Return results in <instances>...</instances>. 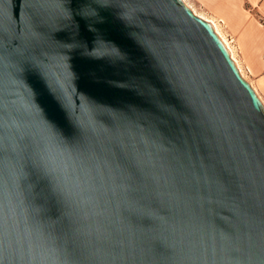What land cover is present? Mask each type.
I'll return each instance as SVG.
<instances>
[{
  "label": "water",
  "instance_id": "obj_1",
  "mask_svg": "<svg viewBox=\"0 0 264 264\" xmlns=\"http://www.w3.org/2000/svg\"><path fill=\"white\" fill-rule=\"evenodd\" d=\"M183 0H0V264H264V104Z\"/></svg>",
  "mask_w": 264,
  "mask_h": 264
},
{
  "label": "crops",
  "instance_id": "obj_2",
  "mask_svg": "<svg viewBox=\"0 0 264 264\" xmlns=\"http://www.w3.org/2000/svg\"><path fill=\"white\" fill-rule=\"evenodd\" d=\"M188 5L227 33L264 104V0H189Z\"/></svg>",
  "mask_w": 264,
  "mask_h": 264
},
{
  "label": "rangeland",
  "instance_id": "obj_3",
  "mask_svg": "<svg viewBox=\"0 0 264 264\" xmlns=\"http://www.w3.org/2000/svg\"><path fill=\"white\" fill-rule=\"evenodd\" d=\"M203 18V17H202ZM205 19V18H204ZM217 30L219 31V33L220 34H218L221 38H223V39H225V41L227 42V44H229V46L230 47H232V44L230 43V41H229V38H228V36H227V33L225 32V31H222L221 30V28L220 27H217ZM217 32V31H216ZM233 49V48H232ZM233 56H234V61L236 62V64L238 65V67L240 68V71H241V73H242V75H243V77L248 81V79H247V77H248V75H247V73H246V70H245V68H244V66L241 64V62H240V60L238 59V57H237V54H236V52H235V50L233 49ZM237 60V61H236Z\"/></svg>",
  "mask_w": 264,
  "mask_h": 264
},
{
  "label": "built area",
  "instance_id": "obj_4",
  "mask_svg": "<svg viewBox=\"0 0 264 264\" xmlns=\"http://www.w3.org/2000/svg\"><path fill=\"white\" fill-rule=\"evenodd\" d=\"M186 4H188V1L189 0H183ZM212 23V22H211ZM213 24V23H212ZM214 25V24H213ZM214 27H215V25H214ZM215 30H216V27H215ZM228 46H227V48L229 49V51L231 52V56H232V50H231V48H230V46H229V44H227Z\"/></svg>",
  "mask_w": 264,
  "mask_h": 264
},
{
  "label": "bare ground",
  "instance_id": "obj_5",
  "mask_svg": "<svg viewBox=\"0 0 264 264\" xmlns=\"http://www.w3.org/2000/svg\"><path fill=\"white\" fill-rule=\"evenodd\" d=\"M216 31H217L218 34H220L219 31L217 30V28H216ZM220 36H221V35H220ZM221 37H222V36H221ZM222 39H223V38H222ZM224 40H225V39H224ZM224 43L226 44V46H228L226 41H225ZM232 58L235 59L234 56H233V53H232ZM239 69H240V68H239Z\"/></svg>",
  "mask_w": 264,
  "mask_h": 264
}]
</instances>
